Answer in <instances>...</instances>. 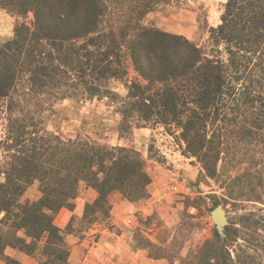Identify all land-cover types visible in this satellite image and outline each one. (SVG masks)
<instances>
[{"label":"trees","instance_id":"obj_1","mask_svg":"<svg viewBox=\"0 0 264 264\" xmlns=\"http://www.w3.org/2000/svg\"><path fill=\"white\" fill-rule=\"evenodd\" d=\"M168 1L0 0L9 14L33 17L0 45V146L7 155L0 200L37 182L39 201L15 219L54 246L63 241L53 218L63 207L73 210L79 185L97 193L85 210L105 207L112 192L129 202L146 196L150 178L137 151L63 140L42 126L59 101L107 97L129 64L135 78L115 97L121 126L162 127L224 197L260 204L239 218L242 233L233 223L224 240L205 242L200 264H264V0H227L201 46L143 25ZM239 233L244 249L232 257L228 246Z\"/></svg>","mask_w":264,"mask_h":264},{"label":"rangeland","instance_id":"obj_2","mask_svg":"<svg viewBox=\"0 0 264 264\" xmlns=\"http://www.w3.org/2000/svg\"><path fill=\"white\" fill-rule=\"evenodd\" d=\"M226 1L170 0L148 13L142 23L166 33L181 35L201 46L208 38V30L220 24ZM32 21L31 14L18 18L0 7V45L13 38L18 23L30 25ZM127 71L125 79L109 83L111 93L107 97L57 102L50 112L45 113L42 126L63 140L87 138L101 145L137 151L145 161L150 178L146 196L130 202L134 208L116 226L111 220V204L128 200L120 193L112 192L105 207L85 210L86 205L96 199L97 193L84 184L79 185L77 196L72 201L73 210L63 207L53 218L63 244L57 242L52 246L47 243L46 237L27 235V228L21 227L15 219L19 209L39 201L37 199L41 194L38 183L34 182L14 200H0V264H70L77 259L76 247H91L101 237L107 240L112 239L113 234L120 237L122 233L126 236L125 243L132 250L142 251L150 259L163 261L164 264H200V247L205 242H214L218 235L210 219L213 208L222 206L228 217L227 227L234 223L232 229L242 233L239 218L247 209L260 207L257 202L246 200L247 195L243 196V200L224 197L223 190L201 176L195 159L184 156L162 127L121 126L115 97H124L126 84L135 78L129 64ZM4 110L5 104L0 101V142L5 134ZM5 156L0 146V164ZM2 182L3 176H0ZM241 233L228 246L232 257L244 249ZM218 237L224 240L226 233Z\"/></svg>","mask_w":264,"mask_h":264},{"label":"crops","instance_id":"obj_3","mask_svg":"<svg viewBox=\"0 0 264 264\" xmlns=\"http://www.w3.org/2000/svg\"><path fill=\"white\" fill-rule=\"evenodd\" d=\"M133 208L134 205L128 201L118 200L113 202L111 204L112 224L119 226L120 221ZM62 215L64 216L63 212ZM124 238H126L124 233L120 237L113 234L112 239L105 240L101 237L94 246L76 247L74 252L77 259L70 264H164L163 261L148 258L142 251L132 250L129 244L125 243Z\"/></svg>","mask_w":264,"mask_h":264},{"label":"water","instance_id":"obj_4","mask_svg":"<svg viewBox=\"0 0 264 264\" xmlns=\"http://www.w3.org/2000/svg\"><path fill=\"white\" fill-rule=\"evenodd\" d=\"M210 219L213 222L217 234L219 236L225 235V228L229 225V222L222 206L218 205L211 210Z\"/></svg>","mask_w":264,"mask_h":264}]
</instances>
